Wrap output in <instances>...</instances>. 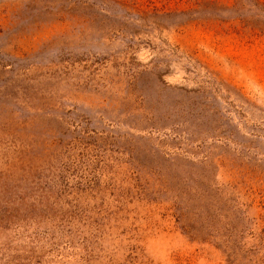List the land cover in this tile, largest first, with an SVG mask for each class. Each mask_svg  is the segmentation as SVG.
I'll use <instances>...</instances> for the list:
<instances>
[{
  "label": "rangeland",
  "instance_id": "rangeland-1",
  "mask_svg": "<svg viewBox=\"0 0 264 264\" xmlns=\"http://www.w3.org/2000/svg\"><path fill=\"white\" fill-rule=\"evenodd\" d=\"M0 264H264V0H0Z\"/></svg>",
  "mask_w": 264,
  "mask_h": 264
}]
</instances>
